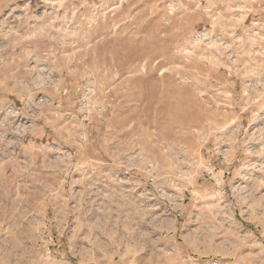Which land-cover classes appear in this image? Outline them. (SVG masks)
<instances>
[{
	"label": "rangeland",
	"instance_id": "rangeland-1",
	"mask_svg": "<svg viewBox=\"0 0 264 264\" xmlns=\"http://www.w3.org/2000/svg\"><path fill=\"white\" fill-rule=\"evenodd\" d=\"M3 93L0 264H264V0H0Z\"/></svg>",
	"mask_w": 264,
	"mask_h": 264
},
{
	"label": "crops",
	"instance_id": "crops-1",
	"mask_svg": "<svg viewBox=\"0 0 264 264\" xmlns=\"http://www.w3.org/2000/svg\"><path fill=\"white\" fill-rule=\"evenodd\" d=\"M14 90H15V89H14ZM8 93L12 94L11 91H8ZM1 94H2V93H1ZM1 97H2V98H1ZM3 98H4V93H3V95H0V104H3V103H4ZM238 112H239V114H240V113H242V112H244V111H243V109H240ZM24 139H25V138H24ZM24 139H23V141H24Z\"/></svg>",
	"mask_w": 264,
	"mask_h": 264
},
{
	"label": "bare ground",
	"instance_id": "bare-ground-1",
	"mask_svg": "<svg viewBox=\"0 0 264 264\" xmlns=\"http://www.w3.org/2000/svg\"><path fill=\"white\" fill-rule=\"evenodd\" d=\"M194 121H195V119H194ZM187 122H188V121H187ZM190 122H191V121H190ZM190 122H189V123H190ZM192 123H193V122H192ZM180 125H181V124H180Z\"/></svg>",
	"mask_w": 264,
	"mask_h": 264
}]
</instances>
